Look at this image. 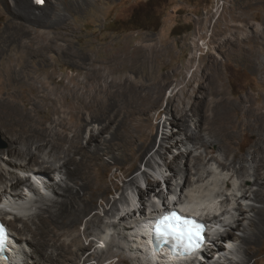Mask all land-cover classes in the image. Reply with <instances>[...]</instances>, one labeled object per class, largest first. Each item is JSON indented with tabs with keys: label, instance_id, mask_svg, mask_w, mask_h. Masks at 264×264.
I'll list each match as a JSON object with an SVG mask.
<instances>
[{
	"label": "bare ground",
	"instance_id": "6f19581e",
	"mask_svg": "<svg viewBox=\"0 0 264 264\" xmlns=\"http://www.w3.org/2000/svg\"><path fill=\"white\" fill-rule=\"evenodd\" d=\"M44 1L42 7L33 0H14L10 9L38 19L47 18L53 10L90 9L96 3L94 0ZM232 22L219 30L227 34L225 60L209 54L207 71H202L201 75L194 72L185 86L174 87L168 104L156 114L157 117L164 112L172 114L162 127L161 120L153 123L151 111L162 100L170 74L142 79L161 59L157 43H133L130 38L114 48L109 46L111 42L94 45L95 50L104 49L105 58L97 62L86 54L79 56L84 63H79L78 75L83 78L76 75L68 77V81L61 78L58 89L50 87L55 75L46 70L51 60L45 51L55 48L62 51L69 42L57 46L31 42L23 46L19 41L20 53L0 59V132L9 142L6 149H0V203L3 204H0V217L11 236L8 257L0 259V264H96L92 259L101 262L110 256L119 258L108 264H118L125 259L123 249L141 251L139 254L146 262L142 260L140 264H152V261L155 264H264V135L260 133L264 131V99L258 104L252 101L251 95L232 100L225 83L227 70L223 68L240 65L254 68L261 72L264 85V61L259 54L264 49L261 40L264 30L259 32L250 24ZM65 30L68 37V25ZM240 33L244 36H237ZM88 45L82 46L83 52L90 50ZM28 49L33 52V58L26 52ZM37 63L40 64L37 66ZM196 80L198 85L193 86ZM169 125L176 129L171 136L165 132ZM246 129L256 131L251 134L248 150L241 152L236 149L239 143L236 135ZM178 132L195 142L197 149L204 148L207 154L216 148L222 156L214 158L232 169L231 178L241 179L239 192L235 194V210H239V215L232 214V227L240 226L242 233L236 234L226 226L219 234L220 229H217L203 250L187 259L150 253L147 243L150 218L179 208L203 219L210 234V227L214 228L222 219L208 211L210 200L202 194L194 196L199 191L192 188L211 175L212 171L206 166H196V172L190 176L186 168L181 186L178 183L174 187L173 176L167 177L170 196L157 189L160 180H152L148 170L142 172L146 189L141 186L138 175H130L124 178L123 187L113 181L115 190H121L119 197L107 196L111 189L106 173L112 163L129 162L136 168L144 164L153 169L161 158L174 172V177L179 174V158L185 153L180 150L173 160L167 161L172 146L184 142V137L175 136ZM205 157L201 155L199 159ZM19 171L22 174L19 175ZM206 172L209 173L205 175ZM32 175L40 181L45 193L35 185L37 181L33 182ZM194 176L198 178L195 180ZM178 187L180 194L175 191ZM130 188H135L138 195L134 205L133 197L128 195ZM153 192L158 203L147 197ZM242 199L261 204L242 206ZM231 201L226 196L221 208L229 207ZM29 208L31 212H27ZM102 226L112 227L115 236L107 240L105 247L99 248L95 237ZM128 236L134 244L129 242ZM221 239L233 243L230 254L220 255L216 260L213 257L225 250Z\"/></svg>",
	"mask_w": 264,
	"mask_h": 264
},
{
	"label": "rangeland",
	"instance_id": "374dc122",
	"mask_svg": "<svg viewBox=\"0 0 264 264\" xmlns=\"http://www.w3.org/2000/svg\"><path fill=\"white\" fill-rule=\"evenodd\" d=\"M94 1H96V3H93V5L89 7L90 9H58L49 12L47 18L39 17L36 19L34 17L22 16L16 12V9H10V7H13L14 0H0V59L20 53L22 47L19 46V41L20 45L23 46L31 42H34V44L48 42L56 46L69 42V45L62 51L58 48L45 51L51 60L46 70L52 71L55 75V80L52 81L50 87L53 85L52 87L58 89V85L60 86L62 83H59L61 78L64 81H68V77H71V75L83 78L82 75H78L81 70V65L79 63H84L78 58L79 56L86 54L91 60L95 59L97 62L105 58L106 52L104 49L100 51L95 50L92 48L94 45L102 46L103 44L111 42L109 46L114 48L130 38L133 39V43L140 41L148 45L150 43H157L161 59L157 61L150 74L147 73L148 75L142 76V79L148 80L155 76H166L170 74V79L167 80L169 82L165 88L162 100L159 105L154 107L151 111L154 115L153 123L161 120V127L165 120H170L172 114L164 112L160 114L159 117H157L156 114H158V111L162 107L168 104V98L172 94L174 87L182 88L185 86L188 78L194 72L201 75L202 71H207L210 64L209 54L215 56L219 60H225L228 48L225 42L227 34H223L219 30L224 27L226 23L231 21H234L232 23L238 24L246 23L250 24L253 29L259 32L264 30V0ZM33 2H40L42 7L45 3L44 0H33ZM233 15L235 16L234 18L232 17ZM236 19H238V22ZM67 25L69 26L68 37L65 30ZM215 30H217V32ZM213 36H215V38ZM237 36L243 37L244 33H240ZM65 38L68 40H65ZM216 38H218V40H216ZM261 40L264 44V35L261 37ZM84 44H90L88 47L93 51L88 50L87 52H83L82 46ZM26 52L33 58L31 49H28ZM36 52L34 50V54ZM259 54L264 61V49H262ZM86 60H89L88 57ZM30 61H32V59ZM39 64L40 63H37V66ZM223 68L227 70L225 83L228 94L232 100L236 101L238 98L251 95L254 103H261L264 99V85L261 81V72L245 65L235 67L224 66ZM196 85H198L197 80L193 82V86ZM41 115H43V113H41ZM234 119L238 120L236 116ZM246 130V132H240L236 135V141L239 140L236 149L241 152L248 150L251 134L256 131L251 129ZM175 131L176 129L171 125L165 127V132H167L169 136ZM262 131L263 130H261L260 133L264 135V131ZM160 134H162V131H160ZM175 136L178 138L184 137V142H180L177 146H172L171 152L168 151L167 161L173 160L174 154L178 153L180 150L185 153L184 157L179 158L181 164L179 174L174 177V172L168 168L166 162L161 158H158L159 164H156L153 169L147 168L144 164L141 165V168H136L129 162H124L122 165L112 163L110 169L106 173L108 185L111 189L107 196L110 199L119 197L121 190H115L113 181L117 182L120 187H123L124 178L130 175H138L141 179V186L146 189L147 183L142 174L144 170H148L152 180L156 178L160 180L159 184H157V189L163 190L165 194L168 195L167 183L165 182L167 177L173 176L172 183L174 187H176L178 183H180L181 186L184 184V179H181V177L186 168L188 176H190L191 174L194 175V172H196V166H206L212 173L207 177L208 179H206V181L198 182L194 184L193 187L191 186L193 189H196V191H199V193L194 196L202 194L205 198L210 200L209 202H211V205H209L208 211L213 215L216 214L218 219H222L221 223L216 225L220 229L219 234L224 231L223 228H226V226L229 229H233L232 226L234 221L232 220V214L239 215V210H235L237 206L235 194L239 192L241 179L238 177L231 178L233 174L232 169L230 170L224 167L220 164L218 159L214 158L215 156L219 158L222 156L221 152L216 148L211 153L207 154L204 148L197 149L198 146H196L195 142H191L188 138H185L186 136L184 134L178 132ZM172 139L173 142L176 141V138ZM8 144L9 142L6 137L0 132V149H6ZM201 155L206 157L200 160L199 156ZM4 156L7 157L6 154H4ZM209 172H206L205 175ZM20 174H22V172L19 171V175ZM197 178L198 176H194L195 180ZM32 180H34V183L37 181L33 176ZM38 181L35 185L37 187L39 186V189H43L41 191L45 193L44 188L41 187L42 185L40 186V181ZM252 181L253 178L249 180L251 184ZM175 191L177 194H180L179 187ZM154 194L153 192L147 197L149 200L151 198V202L158 203L159 200L157 197H154ZM187 194L191 193L187 192ZM128 195L133 197V205L138 202V195H136L135 188H130L128 190ZM174 196H176V194H174ZM226 196H229L232 200L231 205L221 208V201L226 198ZM169 198H172V196ZM183 200L188 201V199L185 198ZM250 203H255L257 206L261 204L252 199L241 200L242 206H246ZM121 205L122 204L119 203L120 207ZM31 209L29 208L27 212H31ZM148 210L149 209H147V212ZM223 211H225L226 214H223ZM227 211L229 213H227ZM242 222H244V220L241 221V223ZM102 230H104V232ZM233 231L236 234L242 233L240 226L237 229H233ZM96 232L99 233L98 236L95 237L97 241L96 246L99 248L105 247L108 243L107 240H111L115 236V231L112 227L102 226L101 229ZM15 237L19 241L16 234ZM100 237H102L104 241L103 239L101 240ZM128 239L129 242L134 244L131 240V236H128ZM221 241L225 244V250L215 255L213 259L219 260L220 255L230 254V248L233 242L229 240L225 241L224 239H221ZM85 242L89 243L87 240H85ZM126 242L128 243V240ZM113 249L116 250L117 247L114 246ZM90 250L92 251L93 249ZM140 252H135L132 249H123L122 254L125 259L119 261L118 264H140V261L143 260V257L139 254ZM118 258V256H110L100 260L101 262H97L95 259H92V262L96 264H108L110 260L117 261ZM152 264L155 263L152 261Z\"/></svg>",
	"mask_w": 264,
	"mask_h": 264
},
{
	"label": "snow or ice",
	"instance_id": "6c2138e0",
	"mask_svg": "<svg viewBox=\"0 0 264 264\" xmlns=\"http://www.w3.org/2000/svg\"><path fill=\"white\" fill-rule=\"evenodd\" d=\"M165 219L167 220L169 218L168 217H165ZM176 219L179 220L180 218L179 217H176ZM187 223H188L187 221H184V224L185 225H187ZM170 227H172V226L170 225ZM173 231H177V228H174ZM179 235H183V231L182 230H180Z\"/></svg>",
	"mask_w": 264,
	"mask_h": 264
}]
</instances>
